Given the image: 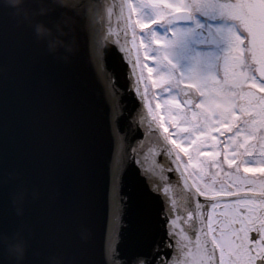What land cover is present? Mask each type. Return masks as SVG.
I'll list each match as a JSON object with an SVG mask.
<instances>
[{"label": "water", "instance_id": "water-1", "mask_svg": "<svg viewBox=\"0 0 264 264\" xmlns=\"http://www.w3.org/2000/svg\"><path fill=\"white\" fill-rule=\"evenodd\" d=\"M118 1L0 0V233L27 226V264H175L172 183L202 200L128 78Z\"/></svg>", "mask_w": 264, "mask_h": 264}, {"label": "snow or ice", "instance_id": "snow-or-ice-1", "mask_svg": "<svg viewBox=\"0 0 264 264\" xmlns=\"http://www.w3.org/2000/svg\"><path fill=\"white\" fill-rule=\"evenodd\" d=\"M126 15L128 78L143 90L150 118L207 212L199 238L182 240L175 264H264L257 158L264 128L244 127L264 121V0H128ZM205 26L226 46L223 54L197 55L193 70L178 71L172 56ZM149 84L170 95L149 99ZM253 170H261L255 185L247 182Z\"/></svg>", "mask_w": 264, "mask_h": 264}, {"label": "flooded vegetation", "instance_id": "flooded-vegetation-1", "mask_svg": "<svg viewBox=\"0 0 264 264\" xmlns=\"http://www.w3.org/2000/svg\"><path fill=\"white\" fill-rule=\"evenodd\" d=\"M124 0H122V4L124 5ZM128 1V0H127ZM135 2V0H133ZM195 23V22H194ZM225 22L223 21H215L214 26H223ZM196 35H192L190 38H188L185 41V47L188 49L187 45L189 44L192 47H196L199 55L201 57H214V56H220L223 54L225 50V45L220 42L219 40L213 41V38L208 36L207 34V26L196 29L195 31ZM185 55L187 56V51H185L183 48ZM132 94H135L136 92L132 91ZM192 97H185L183 95H180V99H191ZM135 100L137 101V97H135ZM138 102V101H137ZM264 128V121H252L251 125H245L244 127H257ZM260 155L257 157L260 160L261 164H264V137L261 138V146H260ZM257 171L261 170H253V175L247 178V182L251 185H255L257 181L255 180V174ZM234 176L240 175L235 169L232 170ZM261 180L259 181L261 188L264 189V172H261ZM258 178V177H257ZM173 195H174V201L176 202V206H174L171 209L170 213H173L175 217L177 218L178 222H170V229L171 232L175 234L178 238L181 239V241L177 242L181 243L182 240L185 237L188 238H199V229L203 226H201L198 222V211L202 215L206 216L207 212L203 209L204 201H196L192 198L191 194L181 185L174 184L173 187ZM169 229V230H170ZM170 232V233H171ZM171 233V234H172ZM175 243V246L178 247Z\"/></svg>", "mask_w": 264, "mask_h": 264}, {"label": "clouds", "instance_id": "clouds-1", "mask_svg": "<svg viewBox=\"0 0 264 264\" xmlns=\"http://www.w3.org/2000/svg\"><path fill=\"white\" fill-rule=\"evenodd\" d=\"M7 2L18 7L24 0H7ZM54 2L63 4L64 0H54ZM37 33L42 39L53 36L51 29L43 25L37 27ZM55 47L54 44L53 48ZM30 196L38 198V193L33 194L27 188H21L13 193L12 202L18 217L23 218L25 216ZM30 249L31 233L26 225L21 224L11 233H0V264H27ZM47 264H63V262L60 258H52L47 261Z\"/></svg>", "mask_w": 264, "mask_h": 264}, {"label": "rangeland", "instance_id": "rangeland-1", "mask_svg": "<svg viewBox=\"0 0 264 264\" xmlns=\"http://www.w3.org/2000/svg\"><path fill=\"white\" fill-rule=\"evenodd\" d=\"M124 16H125V20H126V30H127V42H128V19H127V15H126V10L124 8ZM165 29L160 28L158 29V33L159 34H164L167 38L171 39V36H168V33H165ZM196 35V33L193 34V36ZM130 46V45H129ZM188 49H187V56H184L185 53L184 51L181 49H177L176 50V54L172 56V61L173 63L176 64L177 66V70L180 72H184V73H188L189 71L193 70L194 68V58L199 55V52L197 50L196 47H192L188 44L187 45ZM131 55V54H130ZM151 86V85H150ZM141 90L142 93V97H143V102L141 104L142 107H146L147 108V113L149 115V121L151 123L152 126H154L156 128V126L153 123V120L150 118V114L148 111V103L145 100L144 94H143V90ZM150 93H156L158 95V97L161 99V101L168 95H170L166 89H164L163 87H149V95ZM179 93V88L174 87L173 91H172V95L178 94ZM179 99H180V95H179ZM153 103H155V100H153ZM160 133V132H159ZM166 166L168 167V165L166 164ZM170 169L173 170V166L172 164H170Z\"/></svg>", "mask_w": 264, "mask_h": 264}]
</instances>
